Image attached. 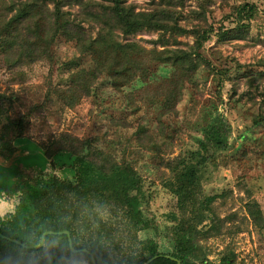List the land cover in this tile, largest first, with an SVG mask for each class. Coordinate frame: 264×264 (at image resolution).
<instances>
[{"label": "trees", "instance_id": "trees-1", "mask_svg": "<svg viewBox=\"0 0 264 264\" xmlns=\"http://www.w3.org/2000/svg\"><path fill=\"white\" fill-rule=\"evenodd\" d=\"M150 2L151 8L139 10L128 0H0V56L14 80H23L26 67L44 60L55 63L54 46L63 38L77 50L65 62L69 81L63 98L78 105L83 98L101 99L107 87L118 92L127 88L126 108L137 112L141 107L137 100H145L151 92L155 94L149 100L151 107L162 121L176 110L201 64L204 69L211 66L200 51L205 43L213 35L219 41L244 38L259 9L254 1L243 0L234 6L235 26L216 31L205 19V5L186 12L185 0ZM190 14L199 19L192 28L188 27ZM143 30L161 33L153 41L156 47L126 39ZM182 35H192L194 44L179 47L182 42L177 37ZM236 70L237 75L244 74L241 67ZM212 73L218 86L222 79L234 76L229 68L212 67ZM252 75H246L252 82L263 79L264 71ZM19 98L10 96L12 103ZM45 99L25 114L8 118L20 137L26 134L31 116L52 104L53 94L48 91ZM111 120L118 144L121 138L128 142L129 135L122 132L128 121ZM202 121L198 145L169 159V174L159 184L147 180L127 159L126 145L118 155L68 133L39 141L49 158L60 153L71 156L72 176L61 178L43 170L34 181L25 182L15 213L0 219V264H92L88 252L71 250L66 234H48L39 248L21 244L37 245L46 231L63 230L70 231L76 249L93 253L97 264H145L153 256L158 257L150 264H177L178 260L214 264L202 241L222 233L223 220L213 207L222 194H206L203 184L206 172L218 165L219 153L228 148L230 125L218 104L207 110ZM152 129L150 123H141L133 134L136 140L156 146L157 133ZM163 195L167 196L165 220L151 209ZM97 205L108 208L105 217L93 210ZM250 212L264 229L263 214L255 204ZM236 260L229 246L218 254L219 264Z\"/></svg>", "mask_w": 264, "mask_h": 264}, {"label": "rangeland", "instance_id": "rangeland-1", "mask_svg": "<svg viewBox=\"0 0 264 264\" xmlns=\"http://www.w3.org/2000/svg\"><path fill=\"white\" fill-rule=\"evenodd\" d=\"M185 1L186 12L200 10L205 5V19L216 31L220 27L235 26L234 6L243 2ZM251 1L257 4L259 14L251 20L249 33L244 38L224 41L213 35L205 43L200 51L211 66L204 69V63L201 64L191 88L183 91L176 110L165 115L162 121L151 107L149 100L155 96L151 92L145 94V100H137L141 106L137 112L132 107L126 108V95L130 90L127 88L118 92L107 87V91L103 89L101 99L83 98L78 105L63 98L69 81L65 62L77 55L75 45L63 38L54 46L55 63L44 60L26 67L23 80H14L0 56V93L4 94L0 97V190L21 195L25 182L34 181L43 170L61 178L71 177V156L60 153L49 158L38 144L41 140L61 138L64 133L91 139L98 148L118 155L126 145L127 159L133 161L147 180L154 179L159 184L169 174V159L198 145L196 141L202 137L203 116L218 104L230 125L229 145L219 153L218 165L206 172L203 189L206 194H222L213 206L214 212L223 220L222 233L202 242L210 251L209 260L214 264H219L218 254L226 246L237 255L233 264H264V229L255 223L250 212L255 204L264 218V78L252 82V78L246 76H257L264 71V0ZM128 2L135 3L139 10L153 6L150 0ZM198 24L199 19L188 15L189 28ZM160 34L143 30L126 39L153 48L157 46L153 41ZM177 38L182 42L178 46L184 48L195 41L192 35ZM158 48L162 47L158 45ZM212 67L215 70L229 68L234 76L222 79L218 86L219 80L212 73ZM237 67H241L244 74L237 75ZM48 91L53 94L52 104L48 103L44 111L31 116L26 123H29L26 134L20 137V130L9 126L8 118L25 114L34 105L45 103ZM13 95L15 98L20 96L14 103L10 99ZM112 117L128 121L129 127H123L122 132L129 135L130 140L125 142V138H121L123 145L118 144L119 136ZM141 123L152 125L158 145L136 140L133 133ZM166 198L163 195L151 208L162 220L167 218Z\"/></svg>", "mask_w": 264, "mask_h": 264}, {"label": "clouds", "instance_id": "clouds-1", "mask_svg": "<svg viewBox=\"0 0 264 264\" xmlns=\"http://www.w3.org/2000/svg\"><path fill=\"white\" fill-rule=\"evenodd\" d=\"M19 192L9 193L0 190V219L14 214L19 203ZM97 215L105 217L108 214V208L104 205H97L93 209Z\"/></svg>", "mask_w": 264, "mask_h": 264}, {"label": "water", "instance_id": "water-1", "mask_svg": "<svg viewBox=\"0 0 264 264\" xmlns=\"http://www.w3.org/2000/svg\"><path fill=\"white\" fill-rule=\"evenodd\" d=\"M48 234H66V235L68 236L69 246H70V248H71V250H72L73 252H79V251H81V250H82V251H86V252H88V253L90 254V256H91L92 264H97V263H96V259H95L94 254L91 253L89 250H87V249H76V248L74 247V245H73V239H72L71 233H70V231H68V230H63V231H58V232H57V231H46L45 233H43V235H42V237H41V241H40V243L37 244V245H25V244L19 242V241L16 240V239H12V240L15 241L16 243H21L23 246H26V247H28V248H39V247H42V246L44 245V243H45V237H46ZM0 235H1V234H0ZM156 257H158V256H153V257H151L150 259H148V260L146 261L145 264H150V262H151L153 259H155ZM177 262H178L177 264H180V261H179V260H178Z\"/></svg>", "mask_w": 264, "mask_h": 264}]
</instances>
